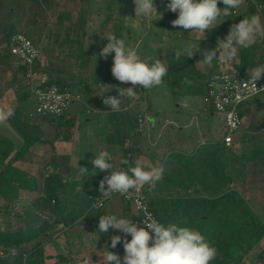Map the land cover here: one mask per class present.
Wrapping results in <instances>:
<instances>
[{
    "label": "trees",
    "instance_id": "16d2710c",
    "mask_svg": "<svg viewBox=\"0 0 264 264\" xmlns=\"http://www.w3.org/2000/svg\"><path fill=\"white\" fill-rule=\"evenodd\" d=\"M160 2V13L162 16L164 18L173 17L171 21L175 20L176 17L174 16L178 15V13H173L166 8L169 0H160ZM122 9L124 16L135 15L134 0H124ZM26 12V10H23L19 13L18 22L10 27L9 35L14 32L27 35L22 31L24 30L22 28ZM221 18L220 22L217 21L219 24L217 27L202 33L203 38L199 41L200 45L208 41L216 46L218 38H225L227 36L225 30L229 29L230 31L233 24L242 20V15H237L234 18H232V15L228 17L222 16ZM109 19L110 17L106 15V19L100 22L96 38L98 46L94 49L93 70L89 81L80 77L73 82L72 73L69 69L56 68L54 70L55 73L51 74V77L44 80L43 83L38 84V87L56 86L61 89H68L79 93L83 102H88L96 108L99 102L95 103L98 101L97 98L89 94L92 85L106 84L107 79L113 77L108 70L102 72L100 67L104 65V59L100 53L103 49L104 35L108 29ZM75 23L77 24L74 25L73 35H77L82 26L78 21ZM172 33L174 34V31ZM180 34L178 33L177 35ZM64 43L71 47L73 44H78V40L73 37H66L63 40L56 39L57 46H62ZM258 49L259 42L257 41L246 49L238 47L237 59L232 62V66L241 76L250 74L252 69L264 62L263 57L255 59ZM83 51L79 53L78 57L80 58L79 65L81 66L86 60ZM202 60L203 58L199 51L195 52L191 57L181 54L179 60L175 59V53H165L163 55V61L168 71L167 75L163 77L162 84L168 87L174 99L181 96L199 95L203 97L205 95L207 75L200 72L197 68V64L202 62ZM21 68L24 71L23 73L27 71L26 65L22 64ZM31 69L33 71L39 70L37 60L34 61ZM43 72L46 71L43 70ZM109 83L110 85L107 89L111 90L116 80L111 79ZM123 87L126 88L125 86ZM148 90L138 85L135 89L138 93V98L131 99L125 96L122 101L125 103L131 101L147 102ZM29 93V91L20 93L17 95L16 100L24 99ZM109 94L107 92L106 95L109 96ZM114 96L118 97L119 93L117 92ZM207 109L211 110V108ZM146 111H151L148 102L144 110L133 108L118 111L108 110L106 112V121L110 120L114 123L113 134L120 135L119 141H113L111 136L101 135V141L95 140L94 142L93 154H97L101 150L109 151L112 156L113 170L120 168L127 170L128 167L135 166V161L139 155L151 153L149 150L143 149L141 144H138V138L143 132V127L140 129L138 124ZM67 113L68 111L59 116L36 114L56 128L63 126L68 129L72 127L74 121L72 118L66 117ZM119 115L120 117H117ZM119 122L121 124H117ZM11 125L20 131V125ZM131 128L135 130L132 134L133 140L126 143L125 138L128 137V132ZM36 141L48 142L42 139L33 140V142ZM211 145L208 152L201 154L199 157L200 159L202 158L203 163L208 164V167H205L202 173L197 165L195 168L189 169L190 162H188L187 166L181 167V169L175 168L173 164L170 165L168 163L166 155L160 160L159 166L164 168L163 178L156 182L154 187H145L143 193L158 222L165 226L175 223L181 227H190L198 230L206 241L217 249V257L210 264H244L245 259L249 257L255 247L264 241V218L249 205V197L247 196L248 188L253 189L256 195L258 188L264 185V169L262 168L264 165V149L254 147L249 152L236 154L233 150L234 147H227L223 144L222 136L220 140L214 139ZM28 146L29 141L25 140L17 149L12 150L10 141L5 137H0V199L5 201L4 205L0 206V209L4 208L7 210L8 205H11L17 199L18 189L27 188L36 193L34 210L44 213L46 217L33 226L0 229V264H45V260L49 256L44 254V243L53 240L57 236V232H64L81 220L91 221L96 232L102 237L107 235V233L98 230L99 218L105 215L104 207L94 209L91 205L101 195L98 187L99 182L110 173L101 172L91 164L88 168H84L87 172L79 171V177L77 178L74 176L65 178L62 173L55 172L43 174L41 181L38 183L29 174L13 166V163L26 152ZM117 149L119 154L116 155L115 150ZM196 153L197 150L194 151V154ZM225 154L228 158L230 157L233 161H236V163H240L243 180L242 192L230 186L222 187L224 183L228 182L229 176L222 173L225 166L217 163V159L220 161ZM124 159L129 161L128 165H121V161ZM194 160V158L191 160L192 165ZM249 165L250 172L247 170ZM199 181L200 184L198 183ZM174 182H176L177 188L168 189L164 187ZM193 182H196L197 186H194ZM199 186L201 193L198 190ZM117 198L123 203L130 205L123 201L122 198ZM260 199H263V197H260ZM135 218L133 212L130 220L134 221ZM58 226H61L58 231H52ZM126 238L131 240L130 235ZM108 251L115 253L114 249L110 247L106 248L107 253ZM55 258L62 264L73 263L64 255H56ZM259 261V256H253L250 258L249 263L246 264H257Z\"/></svg>",
    "mask_w": 264,
    "mask_h": 264
},
{
    "label": "rangeland",
    "instance_id": "374dc122",
    "mask_svg": "<svg viewBox=\"0 0 264 264\" xmlns=\"http://www.w3.org/2000/svg\"><path fill=\"white\" fill-rule=\"evenodd\" d=\"M154 3L157 12L161 14L160 0H154ZM123 4L124 0H0V64L2 63L1 61L6 59L10 27L17 24L19 13L23 10H26L27 12L24 17V26L22 28L24 30L22 31L28 35H26L27 37L31 38L39 52V58L37 60L39 63V70H37L36 74L32 77H25V73H23L24 71L22 72V69L19 67L22 63L17 59L16 61H10L8 64H1L0 90H15L18 88L27 89L28 87L32 90L35 85L39 83L40 79H49L51 74L55 73L54 70L56 68L62 70L69 69L72 73L73 82L80 77L89 81L90 74L93 70L92 66L95 57L94 49L98 46L96 38L99 32L100 22L106 19V15L109 16L110 19L107 25L108 29L104 35L103 47L108 43L105 37L114 34L125 41L126 47L134 48L144 60H147L148 57H153L159 58L164 63L163 55L165 53H175L174 51L180 50L181 54H183V48L189 44L194 45V52H201L202 58L204 56V51L213 50L215 48L213 43L208 41L203 45H200V40L196 38L198 34H191L190 29L185 30L179 26L173 27L171 21L173 17H166V20L164 16H161L160 18L155 14L150 18H144L142 16L136 17V15L124 16L122 13ZM222 6L220 5L221 8ZM177 16L178 15L174 17L177 18ZM221 19L220 16L217 21L220 22ZM77 21L82 24V26L77 35H73L74 25L77 24L75 23ZM173 31L174 34L172 33ZM178 33L181 34L177 35ZM200 36L203 38L202 33H200ZM66 37L77 39L78 44H73L71 47L67 43H64L62 46H57L56 39L63 40ZM82 50H84L83 55L86 60L81 66L79 65L80 58L78 57ZM103 59L104 65L100 66L102 69L101 71L104 72L105 70H108L112 73V56H108L107 59L103 57ZM207 66L208 64L204 62V60L197 64V68L200 72H204ZM7 67H11L10 69H13L15 72H12L11 70L8 71ZM43 70L46 72H43ZM111 79H115V77L113 76ZM111 79L108 78L106 84H93L89 94L97 96L96 98L103 102V95L107 96V92L104 93V89L108 88ZM115 80L116 83L113 88L115 89L114 93L117 94L116 89L125 86V83H122L117 79ZM15 101L16 103L14 106L18 105L19 108L13 109L14 115L9 118L7 122L0 124V130L7 138H9L12 149H17L21 145L22 142L20 141V135L23 133L22 131L25 130L27 133L29 132V124L27 123L26 128L23 124L17 123L21 121L23 122V120H18L16 122L17 119H14V117L16 118L20 115H30L32 117L37 116L35 113L36 98L33 90L24 99L19 101L15 99ZM147 102L151 107V111L144 112L143 118L140 120V124H143L142 130L144 129L145 124H153V121H155V124H157L158 121L159 124H164L169 120L174 121L176 124H181L183 121L189 123V128L181 129L179 132L182 134L183 138H193L191 142L194 148H196L197 153L192 167L195 168L196 165L199 166V170L202 173L203 169L208 167V164L203 163L202 158L200 159L199 157L201 154L206 153V149L211 147L208 145L206 146V144L203 145L204 143H201L202 139L210 140L212 137L216 140L221 139L223 133L222 129L224 130V127L220 129L218 124L224 125L223 115L217 112L210 114L202 111L204 105L202 97L199 95L181 96L174 99L165 84L149 89ZM147 102L131 101L125 103L122 101L120 108H122V110L129 108L144 110ZM87 105L88 106L86 107L90 112H87V116H80L82 124L84 123V126H81L80 134L81 137L84 138L88 137V135L97 136V134L103 132L106 124H108V126L114 124L110 120L106 121L104 113L99 112V109L92 110L93 108L90 103L87 102ZM244 106H247L246 108L249 110L251 116L248 120L246 119V116L243 118L241 130H243V127H247L251 137L247 138L246 134L244 136L245 139L241 137L238 145H235L233 149L236 154L249 152L254 147H261L264 149V91L246 100ZM79 107H81V102L74 101L70 106V110H79ZM117 117H120V115ZM11 124L20 125L19 127L22 131H19ZM117 124L121 123L119 122ZM203 124H214L213 136L205 135V130L197 135L195 129L199 126L203 127ZM34 125L38 127V134L40 137L49 138L51 136V129H49L48 126L40 124ZM134 131V128L129 129L128 137L129 135L132 136ZM165 132L167 134L168 129H165ZM166 134H163L162 139L166 138ZM119 138V134H114L111 139L113 141H119ZM211 141L212 140H210V142ZM88 143L91 144V141ZM176 144L177 143H167V145L171 146V149L174 148V145ZM47 148L48 147H45V145H39L35 151L42 155L41 158L36 157L35 154H28L25 156L24 161L20 163L18 162L15 165L24 170V172L29 174L32 178L36 179L39 183L43 174L54 173L51 166H46V162L48 161ZM151 151L155 153L153 150H150V152ZM89 152L88 146L82 147L81 158L86 165L85 168H88V166L92 164L91 161L95 158V155H93V153L90 154ZM164 152L167 154L169 164L174 162L176 158L178 159L177 164L185 161L184 154H182L181 157H178L175 149L165 150ZM115 154H119L118 149L115 150ZM227 158L226 154L220 161L216 158L217 163L225 166L224 174L229 176L231 180L229 183H224L222 187L226 188L227 186H230L242 192L243 180L240 163H236V161H233L231 158ZM262 168L264 169V165ZM247 170L248 172L251 171L250 165ZM62 175L64 176L65 174L62 173ZM76 176L79 177L78 175ZM198 183L200 184V181ZM195 184L196 182H193V185ZM254 192L253 189H247V196L249 197L248 203L260 213L262 218H264V185L258 188L256 195ZM35 195V191L28 190L27 188L18 189L17 199L13 201L11 205H8L7 210L4 208L0 209V229H16L18 227L33 226L39 223L40 220L44 219L46 217L44 213L34 210ZM260 197H263V199H260ZM4 202L5 201L0 199L1 207L4 205ZM104 210L108 213L109 208L105 206ZM110 215L113 214L111 213ZM59 228H61V226L56 227L52 231L56 232ZM79 229L80 235L86 240V245L83 244L82 246L81 241L79 246L85 247L89 254L91 251L94 252L93 261L86 259L88 264H106V260H103V258H106L107 256L106 248H112L111 237L115 235H119L122 238L121 242L113 249L115 254L121 257V264H123L122 258L125 255L124 247L122 246L123 239L125 238L124 233L110 228L107 235L102 237L89 222ZM61 233L62 232H57V236L53 240L46 241L43 245L44 254L49 256V258L52 257V254L61 251V245L64 246V244H61L60 240L65 237L67 238V235ZM69 237L70 240L67 244L69 251H72V249L75 251L78 245V238L75 236ZM262 246L264 250V245ZM76 252H78V254L76 253V256L78 257L81 253L77 250ZM85 257H87V255H85ZM86 260L83 259L82 261H77V264H85ZM112 264H114V262H112Z\"/></svg>",
    "mask_w": 264,
    "mask_h": 264
},
{
    "label": "clouds",
    "instance_id": "9594fccd",
    "mask_svg": "<svg viewBox=\"0 0 264 264\" xmlns=\"http://www.w3.org/2000/svg\"><path fill=\"white\" fill-rule=\"evenodd\" d=\"M220 2L223 3V8L218 7ZM243 3L244 0H169L166 8L173 13H178L177 18L172 21L173 27L179 26L185 30L190 29L204 33L219 25L217 20L221 15L225 17L232 15V10ZM134 4L136 17L150 18L154 14L160 18L162 16L157 12L154 0H134ZM105 38L108 43L103 47L100 55L105 59L111 55L113 58L112 75L118 81L130 82L133 86L117 88L118 97L103 95L104 105L118 111L123 97L138 98L135 86L139 85L144 89H151L161 85L168 69L159 58L142 59L134 48L126 47L125 41L114 34ZM258 38L264 39V23H262L260 16L252 15L243 18L239 23L231 26L225 38H218L215 49L204 51L203 60L209 65L218 59L231 61L236 56L238 47L249 48L255 44ZM193 48L194 45H187L182 50L183 54L186 57L193 56L195 53ZM174 52L175 59L179 60L181 51ZM217 52H219L218 58ZM248 75L256 87L255 81L264 78V64L252 69ZM256 89L264 88L258 89L256 87ZM111 90L106 88L104 93ZM13 115V110L0 109V123L6 122ZM111 161L112 156L107 150L99 151L91 161L101 172L110 173L99 183L100 196L104 199H109L114 193L127 196L130 190L140 189L145 185L154 187L156 182L163 178V167L145 170L141 161L136 160L135 166L128 167L127 170L122 168L113 170ZM128 164L127 159L121 161V165ZM81 170L87 172L84 168ZM142 225L139 226L130 219L119 218L114 214L103 215L99 218L98 230L108 233L111 228L125 234L123 264H210L217 257V249L211 246L198 230L181 227L175 223L165 226L152 218L142 222ZM128 235L131 236L130 241L126 238ZM121 240L119 235L112 236L111 247L115 248ZM150 241L152 242L151 246ZM103 260H106V264H112V262L121 264V257L111 251H108ZM85 264H88L87 260Z\"/></svg>",
    "mask_w": 264,
    "mask_h": 264
},
{
    "label": "crops",
    "instance_id": "0c3cea01",
    "mask_svg": "<svg viewBox=\"0 0 264 264\" xmlns=\"http://www.w3.org/2000/svg\"><path fill=\"white\" fill-rule=\"evenodd\" d=\"M220 5L222 6L223 3L222 2L218 3V7H220ZM223 7L224 6H222V8ZM234 11L236 12L235 13L236 15L232 14V18L236 17L237 15H242V19L246 18V17H250L252 15H258V16H260L262 23H264V0H244V3L241 4L238 8L234 9ZM222 16L223 15H221V17ZM190 32H191V34H194V33L198 34V36H196L197 39H199V40L202 39L199 32L191 31V30H190ZM228 33H229V29H226L225 34H228ZM256 41L259 42V49L256 53L255 59L258 57H263V59H264V39L258 38ZM237 50H238V48H237ZM218 56L219 55L217 54V58H218ZM236 59H237V54L234 57V59L231 61L224 60V62H222L221 59H218L216 61L214 60L211 65L208 64L205 71L202 73L208 76V74H211V73L219 70L221 68V66L224 65V63L232 66V62L236 61ZM12 60L16 61V58L14 56L10 55L7 51L6 59L1 61L2 62L1 64H6V63L8 64ZM19 67L21 68V66H19ZM10 68L11 67H7L8 71L11 70L12 72H15L13 69H10ZM22 72H23V69H22ZM27 89L29 92H32V90H30L29 87ZM27 89L26 88H24V89L18 88L15 90H11V89H9V90L5 89L3 91L0 90V109H3L5 111L18 109L19 108L18 105L14 106L16 103L15 99H16L17 95H19L20 93L26 92ZM114 91H115V89L112 88V90L110 91L111 96L115 95ZM90 96H93V95L90 94ZM93 97H97V96H93ZM80 102H81V107H79V110L78 109L77 110H70V109L68 110L66 117H70L74 121V124L72 125V127L68 128V129H66L63 126L56 128L52 124L46 122L44 118H42L41 116H38V115L36 117H32L30 115H28L29 117L28 116H22V115H20L19 117L17 116L16 118L14 117V119H17L16 122L18 120L19 121L23 120V122L21 121V122H17V123L23 124L24 127L27 125V123L29 124V132L27 133L24 130L23 133H21V135H20V138H21L20 141L22 143L25 140L29 141V146H28L26 152L22 155V157L13 163V166H15L16 168H18L21 171H24L20 167L16 166L15 164L18 162L20 163V162L24 161L25 156L28 154H35L36 157L41 158L42 155L39 154L38 152H36L35 150L37 149V147L39 145H45V147H48L47 148L48 149V152H47L48 153L47 154L48 161L46 162V166L47 167L51 166L52 171L54 173L60 172V173L65 174L64 175L65 178H68V176H75V178H77L76 175L79 176V171H81V168H85V166H86L84 164L83 159L81 158L82 147L88 146V151H90L89 153L92 154L94 151V148H95L94 142H95V140L100 142L101 141V135L105 134L106 136L107 135L111 136V138L114 136L113 124H110L109 126H108V124H106V126L104 128L105 132L103 130V132L100 134H97V136L88 135V137H85V138L81 137L80 129H81V126L82 127L84 126L83 125L84 123L82 124L80 116L81 115L87 116V113L85 112V110L87 109L86 106H88V105H87V102H85V101L84 102L80 101ZM97 102H99V103H98L96 108H94L93 105H91V107L93 108L92 110L99 109L100 110L99 112L104 113L105 118H106V112L108 110H112V109L108 106H105L102 101L98 100L95 103H97ZM246 107L247 106H244V103H243V105H241L240 109H239L242 120H243V118H245V116H246L247 120L251 116L249 110ZM120 109L122 110V108H120ZM202 111H204L206 113H210V114L214 113L212 110L205 109V108H202ZM24 120H26V121H24ZM0 124H2V123H0ZM34 124H40L43 126L44 125L48 126L49 129H51V134H50L51 136L49 138H43L42 136L40 137L38 134L39 133L38 127L35 126ZM189 125H190L189 123H185L184 121L181 122V124H176L172 120H169L164 124H159V121L157 122V124H155V121H153V124H145L143 132H142L141 136L138 138V144H141L143 146V149L149 150V151L153 150L155 153H153L151 151V153L142 154V155L138 156L137 160L141 161L142 167H144L145 170H150L152 168L159 167L160 166V160L163 159L167 155V154H165L164 151L169 150V149L170 150L175 149L177 151L176 154H178L177 155L178 157H181L182 154H184L183 156H185V161H182L181 163L177 164L178 159L176 158V160L174 162H171L170 165L173 164L174 167L181 169V167H183L185 165L187 166L188 162H190L189 169H191L193 166L191 163V160L193 158H195V155H196V154H194V151L196 150V148H194V146L191 142L193 138L192 139L190 137L183 138L182 134L179 132V130H181V129L189 128ZM218 125L220 126V129L223 128V124H218ZM26 128H27V126H26ZM213 128H214V124H203V127L199 126L195 129V131L198 135L201 131L205 130V132H206V133H204L205 135L213 136V132H214ZM165 129H168L167 134L165 132ZM222 131H223V129H222ZM163 134H166V138H164V139H162ZM236 134L237 135H235V137H234V147H235V145H238L241 137H243L245 139V137H244L245 134H246L247 138L251 137V134H249L247 127H243V130H241V126H240L239 130ZM0 137L7 138L1 130H0ZM7 139L9 140V138H7ZM36 139L47 140L48 142H46V143L41 142V141L33 142V140H36ZM170 139H171V142H170ZM132 140H133V136H130V135H129V137L125 138L126 143L131 142ZM210 140H212L211 142H213L214 138L212 137ZM210 140L209 139L208 140L202 139L201 143H204L203 145L206 144V146L207 145L212 146L210 144L211 143ZM90 141H91V144L88 143ZM167 143H172V144L177 143V144L174 145L175 147L171 149V146L167 145ZM92 144H93V146H92ZM11 149H12V147H11ZM208 149H206V150L208 151ZM12 150H14V149H12ZM207 151H206V153H207ZM93 155H95V154H93ZM229 158H227V159H229ZM224 171H225V169H223L222 173H224ZM229 182H231L230 178L228 179V183ZM175 184H176V182H174L173 184L170 183L164 187L168 188V189H172V188L175 189V188H177V185H175ZM194 186H197V185L195 184ZM200 189L201 188L199 186L198 190L201 193ZM180 193L183 194L182 192H180ZM105 206H107L109 208L108 213L104 210L105 215H110L112 213L119 218H126V219H130V217H132V215H133V210H132L131 206L123 203L117 197H113L110 200H108L106 202V204L104 205V207ZM111 209H112V211H111ZM88 222L91 223V221H84V220L78 221L76 224H74L73 226L67 228L64 232H62L61 234L67 235V238L65 237V238H62L60 240L61 244H64V246L61 245L60 246L61 251L59 253L57 252L56 254L67 256L73 262L72 264H77L78 263L77 261H82L83 259L93 261L94 260V257H93L94 252L91 251L89 254V252L86 251L87 249L85 247L79 246L81 241H82V246H83V244L86 245L85 244L86 240L83 238V236L80 235V233H79L80 229L79 228H82V226L85 224H88ZM91 225H92V223H91ZM76 231H77V233H76ZM78 233L80 236L78 235ZM69 236H75L78 238V245H77V249H75V251L73 249H72V251H69V248L67 245L69 243V240H70ZM263 242H261L259 245H257L255 247V249L251 252L249 257H247L245 259L244 264L249 263L250 258L253 256H259L260 257V261L257 264H264V250H263V246H262V245H264ZM76 250L81 253L78 255L79 258L76 256V253L78 254V252H76ZM54 254L51 255L52 257L45 260V264H62L55 258L56 254H55V256H54ZM85 255H87V257H85Z\"/></svg>",
    "mask_w": 264,
    "mask_h": 264
},
{
    "label": "built area",
    "instance_id": "2783aa9c",
    "mask_svg": "<svg viewBox=\"0 0 264 264\" xmlns=\"http://www.w3.org/2000/svg\"><path fill=\"white\" fill-rule=\"evenodd\" d=\"M235 13L233 10L232 14ZM8 53L20 61V63L26 65L27 71L25 72V77H32L36 74V71H33L31 66L35 60H38L39 52L29 37L20 32L11 33L8 37ZM217 54L219 55V52ZM221 60L224 62L225 59ZM262 64L264 62H261L260 65ZM43 82L44 79H40L38 84ZM38 84L32 89L36 98L35 112L37 114L59 116L66 113L74 101H82L79 93L56 86L40 88ZM255 85L258 89L264 88V78L255 81ZM206 86V93L202 97L203 107L206 109L211 108L214 112L223 115L224 130L222 142L227 147H234V137L242 123V117L239 113L240 106L246 100L264 91V89L257 90L249 75L241 76L233 66L226 63L219 70L208 74ZM125 87L133 86L128 82L125 83ZM86 112H89V110L86 109ZM142 126L143 124H140L139 121L138 127L142 128ZM145 187L151 186L145 185L140 189L130 190L127 196L119 193H114L109 199L99 196L92 203L91 207L94 209L102 208L111 198L120 197L123 201L130 204L136 217L134 222L139 226H143L142 222L148 221L150 218L156 219L143 193ZM150 235H152L151 232ZM149 243L151 246L152 242L150 241Z\"/></svg>",
    "mask_w": 264,
    "mask_h": 264
}]
</instances>
